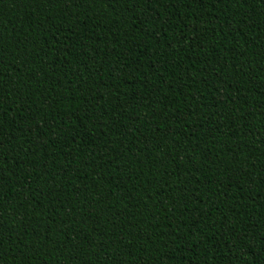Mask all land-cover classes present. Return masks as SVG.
<instances>
[{"label": "trees", "instance_id": "obj_1", "mask_svg": "<svg viewBox=\"0 0 264 264\" xmlns=\"http://www.w3.org/2000/svg\"><path fill=\"white\" fill-rule=\"evenodd\" d=\"M0 264H264V0H0Z\"/></svg>", "mask_w": 264, "mask_h": 264}]
</instances>
